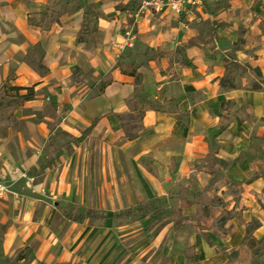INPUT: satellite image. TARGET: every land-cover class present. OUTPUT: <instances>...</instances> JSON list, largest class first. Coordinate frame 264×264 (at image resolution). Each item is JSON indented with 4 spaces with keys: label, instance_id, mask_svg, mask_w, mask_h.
Returning <instances> with one entry per match:
<instances>
[{
    "label": "crops",
    "instance_id": "crops-1",
    "mask_svg": "<svg viewBox=\"0 0 264 264\" xmlns=\"http://www.w3.org/2000/svg\"><path fill=\"white\" fill-rule=\"evenodd\" d=\"M139 1L0 0V92L7 81L34 86L36 92L17 104L0 103V178L17 191L0 198V245L10 253L30 247L33 260L43 264H97L94 245H89L93 224L65 216V201L73 207L77 190H82L76 187L77 167L103 162L108 177L107 167L116 156L126 155L143 160L142 168L154 177L158 173L143 163L157 166L165 177L158 193L169 191L176 180V186L184 183L196 191L214 175L203 167L188 183L193 167L214 153L228 162L215 171L230 197L228 205L233 208L236 199L227 190L236 186L243 213L205 231L185 219L180 226L187 228L183 238L188 249L171 259L162 251L152 262L148 247H142L140 260L225 264L239 251L238 264L263 262L264 251L252 254L244 240L245 224L253 216L261 221L253 236L264 235L262 0H211L198 20L146 10L135 26L134 45L123 48L130 12ZM135 72L142 75V91L135 90ZM226 76L234 85L222 84ZM105 81L109 83L103 86ZM258 81L262 86L256 89ZM133 96L139 102L153 97L158 103L144 112L143 129L129 139L121 118L127 117V100ZM225 101H230V122L218 131ZM244 109L251 113L245 119ZM86 131L89 138L73 144L72 136ZM58 134L70 138L62 141ZM98 192L113 202L112 186L105 182ZM194 204L184 208L195 214ZM123 232L129 247L125 257L102 264H140L129 257L147 232L141 227Z\"/></svg>",
    "mask_w": 264,
    "mask_h": 264
},
{
    "label": "rangeland",
    "instance_id": "rangeland-1",
    "mask_svg": "<svg viewBox=\"0 0 264 264\" xmlns=\"http://www.w3.org/2000/svg\"><path fill=\"white\" fill-rule=\"evenodd\" d=\"M262 3L264 9V0ZM31 21L36 22L37 18H32ZM8 85L11 86V84ZM3 89L5 91L0 92L2 107L5 104H17L21 100V97L17 96L14 90L5 88L4 85ZM98 90L99 88H96L91 93H96ZM144 101H149V99L145 98ZM158 106L168 108L167 105ZM58 136L62 141H67L70 138L69 134H58ZM72 137L73 144L81 145L89 138V132L86 131L80 136L73 135ZM51 141L58 144L55 139ZM75 150L76 147H74ZM142 162L143 160L140 162L133 161L126 155L116 156V160L112 162L110 167H107L111 171V176L108 177H104L102 172L104 169L103 162L97 166L92 161L84 167L79 166L75 169L76 187L82 190L81 192L77 190L78 203H75L73 207L70 208L69 202L65 201L67 204L65 216L72 220L93 224V228H91L95 232L89 245H94L92 254L93 259L98 262L97 264L123 259L129 248L123 243V231L135 227H141L147 232V236H143V240L137 241L139 247L133 251L130 259H138V262L142 264L140 260L142 247H148V254L152 257V262L157 261L162 251L165 252L167 259H171L172 254L190 247L183 238L187 228L185 226L175 227V222L181 213L187 217V222H191L189 218L194 215L188 211V208L180 210L181 198L190 199L195 203L196 208L200 207L199 217L206 224L222 209L223 202L230 198L224 192L226 189L224 191L221 189L219 182L212 189L204 187L202 190L194 191L190 185L186 186L184 183L182 186H176L175 183L178 182L176 180L173 183V188L169 191L158 193L161 187L160 183H163L165 177H161L157 166L149 162L153 166V170L158 173L157 178L150 175L142 168ZM175 167L176 162L171 167L172 172L175 171ZM78 175H81V179H77ZM217 176L218 172L214 174V178ZM192 180L194 181L190 177L187 182ZM105 182L107 186L113 187V202L106 201L105 194L97 193V189L102 188ZM149 195L150 197H148ZM81 198L86 203L80 202ZM231 207V205L227 206L229 209ZM0 242H3L1 237ZM33 257V249L30 247L10 253L9 249L2 248L0 245V264H43L33 260ZM143 258L144 260L147 259L146 256Z\"/></svg>",
    "mask_w": 264,
    "mask_h": 264
},
{
    "label": "trees",
    "instance_id": "trees-1",
    "mask_svg": "<svg viewBox=\"0 0 264 264\" xmlns=\"http://www.w3.org/2000/svg\"><path fill=\"white\" fill-rule=\"evenodd\" d=\"M44 15L50 16L48 15V12L44 13ZM52 20H58V16H54V18H52ZM78 39H81V37H78ZM257 73H261L260 69L258 68ZM135 76V80H134V85H135V90L136 91H142L144 88V85L142 83V75L138 72L134 73ZM221 82L224 86H232L234 85L233 82H231V79L226 76L225 78L221 79ZM109 83V81H105L102 83V85H107ZM262 85L261 83L258 81L256 83H254V88L258 89L260 88ZM5 88H9L12 91L14 90L15 94L19 97H21L23 100H28L31 98H34L36 95L35 92V88L34 86H27V87H20V86H9L8 85V81L5 82L4 84ZM22 89H25L26 92L21 94L20 91ZM151 100L149 101H143V102H139L136 96L133 97H129V99L127 100V105H128V112H127V117H122V127L125 129L126 132V136L130 139V138H134L136 137L139 132L143 129L142 128V119L144 117V112L147 109H153L155 108V103H158V101L156 99H154L153 97L150 98ZM229 104L230 101H225L222 104L224 113L223 115L220 117L219 121H218V131L223 130L227 124L230 122V112L228 111L229 108ZM242 118L245 119L247 117L251 116V113L248 112L247 110H242ZM209 158L205 159V161H203V163L197 164L193 167V171L191 173V178L195 177V175L199 172V170H201L200 168L203 167H210V173L212 175L215 174V171L221 167H224L228 164V162L218 156H216L214 153H210L209 154ZM143 165L152 173H155V171H153V169L148 165V163H143ZM221 178V176H217V178H213L212 181L209 183V185L207 186V189H212L216 183L218 182V180ZM183 184H181L180 186H182ZM227 193H229L230 195H232V197H236V203L233 206V208L229 209L227 208V205L230 204V200L223 202V206L222 209L219 211L218 215L214 216L211 224L208 225L206 224L203 219L201 217H199V212H200V207L196 208L195 214L190 216L189 219H191V222L194 223L195 225H197L198 227H200L202 230L205 231V229L209 228L211 225H219L224 223L225 221H227L230 218H233L234 216H239L243 213V209L244 206H239V195H238V189L236 186H232L231 188H229L227 190ZM194 202L191 201L190 199H186V198H181V203H180V210L183 209L184 207H189L190 205H192ZM202 204V203H201ZM181 213V212H180ZM187 217H185L182 213L181 215H179L177 221L175 222V227L180 226L183 221L186 219ZM245 226L247 227V233L246 236L244 238L245 240V244L247 245V247H249L252 251V254L257 255V256H261L263 251H264V235L262 236L261 239H256L253 236V231L256 230L257 228H259L261 226V221L259 220L258 217L253 216L246 224ZM208 241H210L209 237L207 236ZM211 242V241H210ZM239 256V251H234L228 262H226L225 264H238L237 263V258ZM191 264H199L197 261H193L191 262ZM257 264H264L263 262L257 263Z\"/></svg>",
    "mask_w": 264,
    "mask_h": 264
},
{
    "label": "built area",
    "instance_id": "built-area-1",
    "mask_svg": "<svg viewBox=\"0 0 264 264\" xmlns=\"http://www.w3.org/2000/svg\"><path fill=\"white\" fill-rule=\"evenodd\" d=\"M211 0H140L134 9L130 12L131 21L126 33L123 48L134 45L136 38V29L138 21L146 10L153 13H168L175 12L180 17L190 18V20L201 19V12L204 6ZM49 99V97H46ZM22 174L27 177L26 172ZM17 191L14 189L12 183L7 181L4 177L0 178V198L9 195H16Z\"/></svg>",
    "mask_w": 264,
    "mask_h": 264
}]
</instances>
